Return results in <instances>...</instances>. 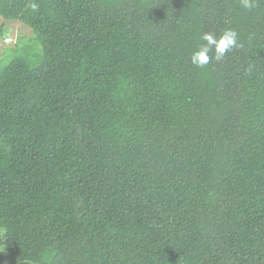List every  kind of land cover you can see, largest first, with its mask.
I'll return each mask as SVG.
<instances>
[{
    "label": "trees",
    "instance_id": "trees-1",
    "mask_svg": "<svg viewBox=\"0 0 264 264\" xmlns=\"http://www.w3.org/2000/svg\"><path fill=\"white\" fill-rule=\"evenodd\" d=\"M254 2L0 0L40 47L0 62V264H264Z\"/></svg>",
    "mask_w": 264,
    "mask_h": 264
},
{
    "label": "clouds",
    "instance_id": "clouds-1",
    "mask_svg": "<svg viewBox=\"0 0 264 264\" xmlns=\"http://www.w3.org/2000/svg\"><path fill=\"white\" fill-rule=\"evenodd\" d=\"M246 9L256 7L254 0H240ZM238 32L232 28L223 30L219 35L204 32L200 36L203 43L190 54V63L196 68H205L214 59L221 61L232 49L241 47L238 40ZM212 52L210 56L209 53Z\"/></svg>",
    "mask_w": 264,
    "mask_h": 264
},
{
    "label": "rangeland",
    "instance_id": "rangeland-1",
    "mask_svg": "<svg viewBox=\"0 0 264 264\" xmlns=\"http://www.w3.org/2000/svg\"><path fill=\"white\" fill-rule=\"evenodd\" d=\"M26 46L40 52V47L29 27L16 19L6 20L0 17V62L9 57L12 50H21Z\"/></svg>",
    "mask_w": 264,
    "mask_h": 264
}]
</instances>
